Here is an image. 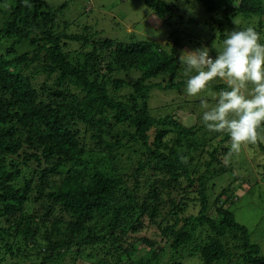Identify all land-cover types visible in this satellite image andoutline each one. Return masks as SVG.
<instances>
[{
    "label": "trees",
    "instance_id": "trees-1",
    "mask_svg": "<svg viewBox=\"0 0 264 264\" xmlns=\"http://www.w3.org/2000/svg\"><path fill=\"white\" fill-rule=\"evenodd\" d=\"M178 1L143 0L169 29L160 44L68 32L46 0H0V264H264L231 208L243 186L228 136L149 105L154 87H184L180 26L264 41V0H185L202 23Z\"/></svg>",
    "mask_w": 264,
    "mask_h": 264
},
{
    "label": "rangeland",
    "instance_id": "rangeland-1",
    "mask_svg": "<svg viewBox=\"0 0 264 264\" xmlns=\"http://www.w3.org/2000/svg\"><path fill=\"white\" fill-rule=\"evenodd\" d=\"M46 1L56 11L59 19L70 23L68 32L81 33L83 27L88 26L92 32L97 33L94 36L95 39H113L123 42L149 41L160 44L166 43L169 36L168 27L146 7L143 0ZM177 14L181 15L185 22L189 18H193L199 23H202L203 18L207 16L198 3L185 0L178 1ZM262 25L264 26V18ZM180 28L184 38L182 46L177 47L176 56L178 65L181 67L184 66L179 63V57L183 51L203 46L210 49L213 46L212 40L215 41L214 45L219 47L216 41L221 40L217 27L211 28L206 25H194V22L191 24L186 22ZM228 28L224 32L225 35L228 31L235 29ZM25 45L27 46V42H23L18 47L22 49ZM77 48L76 43L72 42L68 49L74 51ZM211 94V92H205L194 97L187 95L184 87L181 86L174 90L154 87L150 93L149 105L152 113L156 116L174 112L175 117L183 125L193 126L198 122L197 117L202 111V100L211 103ZM262 140L264 141V139ZM234 154L233 158H227V162L232 164L235 172L242 178H237V185L244 188L239 189L237 196L235 195L237 199L231 208L236 220L248 228L251 241L259 245L261 253L264 255V173L262 169L257 168L259 165L256 166V164L264 165V154L259 149L249 148L247 145L243 146L239 153ZM258 170L262 172L259 179L257 177ZM222 179L220 178L219 181ZM78 261L75 264H86L85 261ZM199 262L198 258L189 257L184 263L202 264Z\"/></svg>",
    "mask_w": 264,
    "mask_h": 264
},
{
    "label": "clouds",
    "instance_id": "clouds-1",
    "mask_svg": "<svg viewBox=\"0 0 264 264\" xmlns=\"http://www.w3.org/2000/svg\"><path fill=\"white\" fill-rule=\"evenodd\" d=\"M210 51L203 46L181 53L184 91L200 96L214 81L225 82V89L211 94V103L202 100L199 119L209 132L226 134L231 151L239 153L264 139V41L254 27L245 26L228 31L214 56Z\"/></svg>",
    "mask_w": 264,
    "mask_h": 264
}]
</instances>
